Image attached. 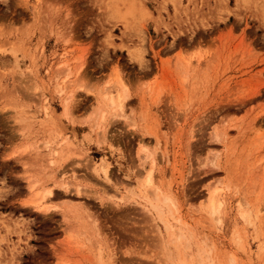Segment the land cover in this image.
Returning a JSON list of instances; mask_svg holds the SVG:
<instances>
[{
	"label": "rangeland",
	"instance_id": "obj_1",
	"mask_svg": "<svg viewBox=\"0 0 264 264\" xmlns=\"http://www.w3.org/2000/svg\"><path fill=\"white\" fill-rule=\"evenodd\" d=\"M0 264H264V0H0Z\"/></svg>",
	"mask_w": 264,
	"mask_h": 264
},
{
	"label": "bare ground",
	"instance_id": "obj_2",
	"mask_svg": "<svg viewBox=\"0 0 264 264\" xmlns=\"http://www.w3.org/2000/svg\"><path fill=\"white\" fill-rule=\"evenodd\" d=\"M80 69H81V67H78L77 70H80ZM70 104H69V99H66L65 100V103H64V113H65L66 117L69 118V120H70V115L69 114H71L69 112L70 111ZM73 116H74V114H73ZM101 169H102V172L105 174V176L108 177V175H109V173H108L109 172V167L106 164L102 163L101 164ZM152 183H153V176H152V170L150 169V170H148V172H146V174L144 175V177L138 183L139 192H140V194H141V196L143 198H145L144 197V195H145L144 193H146L149 189L152 190L150 193L156 191L157 186H154L155 184H152ZM52 192H53V190L51 188H49V189L46 188V189H44L41 192L40 197L36 201H34L35 202V206L37 208H39V210H42L43 211L44 209L45 210L48 209V207H49L48 203L46 204L44 202H45V199L49 198V195H51ZM217 195H218L217 194V191H215L212 194V196L210 198V201H209V208H210V211H211L212 214H215V212L217 211V209L219 207V204H220V202L217 200ZM130 198H131V196L129 194L125 193V194H123V196H120L118 199H120V200H128ZM41 199H43V200L40 201ZM146 201H147L148 206L150 207V209L151 208L152 209H155V211L157 210L156 213L157 212H160L162 214V212L164 210H161L162 205L160 203L159 198L157 197V195L155 193L152 194L150 197H147L146 198ZM160 219L163 220V222L165 223V226H166L165 228L166 229H168V228L171 229L172 228L171 225H173V224H171V220L168 219V217L166 216V213H163V215L160 217ZM184 260H185V258H184Z\"/></svg>",
	"mask_w": 264,
	"mask_h": 264
}]
</instances>
